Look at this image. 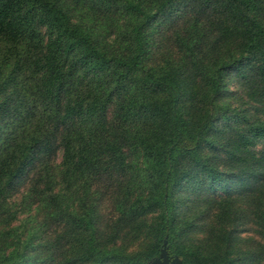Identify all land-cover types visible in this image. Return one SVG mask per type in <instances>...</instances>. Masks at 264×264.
I'll return each instance as SVG.
<instances>
[{"label": "trees", "instance_id": "trees-1", "mask_svg": "<svg viewBox=\"0 0 264 264\" xmlns=\"http://www.w3.org/2000/svg\"><path fill=\"white\" fill-rule=\"evenodd\" d=\"M162 249L264 264V0H0V264Z\"/></svg>", "mask_w": 264, "mask_h": 264}, {"label": "water", "instance_id": "water-1", "mask_svg": "<svg viewBox=\"0 0 264 264\" xmlns=\"http://www.w3.org/2000/svg\"><path fill=\"white\" fill-rule=\"evenodd\" d=\"M156 264H180L172 260L166 253L165 250L162 249L159 255V258L156 259Z\"/></svg>", "mask_w": 264, "mask_h": 264}, {"label": "rangeland", "instance_id": "rangeland-1", "mask_svg": "<svg viewBox=\"0 0 264 264\" xmlns=\"http://www.w3.org/2000/svg\"><path fill=\"white\" fill-rule=\"evenodd\" d=\"M57 161H58V156H57L56 162H57ZM26 178L28 179V177H26ZM25 185H26V182H25V184L23 185V188H24ZM108 209H109V207H108V205H107L106 202H105V204L102 206V211H103L104 213H107V212H108ZM103 212H102V213H103ZM170 258H172L173 261L182 264V262H181V260L179 259V257H177V256H175V255H172V256L170 255Z\"/></svg>", "mask_w": 264, "mask_h": 264}]
</instances>
